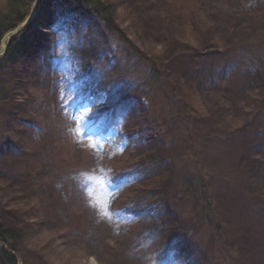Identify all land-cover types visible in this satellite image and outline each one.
<instances>
[{
    "label": "trees",
    "instance_id": "obj_1",
    "mask_svg": "<svg viewBox=\"0 0 264 264\" xmlns=\"http://www.w3.org/2000/svg\"><path fill=\"white\" fill-rule=\"evenodd\" d=\"M256 1L258 0H121L120 5L126 6V10H134L135 16L140 17L142 14L146 18L142 20L144 36L137 33L142 39L141 42L139 41L141 44L135 40L137 38L135 33L132 38L118 25L116 9L111 8L118 5L117 2L113 5L107 0L3 1V5H0V51L5 36L25 22L31 13L34 2L39 3V5L47 3V6L54 2L57 9L63 6L66 8V15L67 13L70 14L67 16H71V19L64 27L58 25L57 29L52 30L48 21L42 18L43 16L40 14L37 18L38 22L40 21L39 26L44 29L48 27L52 33L37 32L33 25H29L25 30H20L18 34L10 37L7 42V51L4 56L0 57V114H4L5 124L7 123L5 125L7 131L2 130L0 132L4 136V138L0 136V143L4 148L0 152V264H20V262L26 264L24 252L31 245L32 230L38 227L42 228L43 221H46L42 216L32 219V215L37 214L45 201L41 189H47L52 197L57 196L56 200L59 202V206L63 203L68 206L66 208L69 213L66 215L69 217L66 220L71 217L77 220H74L75 225L73 226L67 225L66 222L67 224L59 225L48 232H52L60 244H69L71 248L75 249L86 246L87 235L86 238L81 237L82 235L80 236L78 231L85 198L81 194H76L75 189H73V186L76 187L80 183L83 185L84 180L80 178L77 171L74 172V167L71 169L69 164L62 170L64 159L57 152L62 147L76 144L75 135L70 133L68 129L69 118L74 115V111L78 112L77 107L84 100L88 101H86L88 109L91 110L86 117L90 125L82 130L81 137L85 139V143L89 141L90 137L98 140L102 146L101 152H103L105 163L103 167L106 168L107 175L114 180V182L110 181L115 185L114 187L110 184L111 188L122 189L129 178L134 179L136 172L143 174L158 170L161 173L158 183L152 180L153 177L145 181H134L135 183L132 185L126 184L125 187H131L129 190H118L119 193L116 195L117 207L121 213L120 219L126 218L124 227L134 230L131 233L134 235V245L139 246L142 242L141 236L143 237L140 231L142 223L139 227L134 225V220L137 217L145 222L146 216L154 217L155 215L160 218L159 220L155 218L157 222L154 225L157 226L163 224L162 219L166 220L167 216H172L177 225L182 224L181 219L177 220V218L180 217L182 207L185 209L183 206L184 196H179L180 189H176L178 192V196H176L174 189L170 188L172 180L165 183L168 173L166 176L163 175L166 161L172 158L171 152L166 150L163 152L160 161H155L158 156L151 149V146L155 147V145L152 141H147L146 136L142 134V126L146 125V129L148 127L147 130L150 131V136L155 135L157 130L156 115L152 114V110L139 109L138 104L132 105L133 96L130 94H135L143 89L141 87L144 86L145 82L139 83L136 88L131 89L130 77L127 76V72H108L113 61L121 56L118 50H116V55L119 54L118 57L108 58L109 62L104 65L102 55L107 49L91 52L87 57V51L83 50V54L80 51V39L74 43L78 48V56H83V60L76 63L77 68H74V71L70 72L69 75L63 73L67 77L61 80L58 74L63 69V62L56 61L52 54L53 47L57 42V37L55 39L53 37L66 34L67 30L76 27L79 23L73 19L84 18L89 20L88 23L95 24L93 31L100 33L101 30H104L105 33L115 36L117 40L130 44L133 49V51L130 50V54L134 55L136 64L138 66L145 65L157 85L160 84L163 89L164 87L170 88L167 90V94L173 98L177 95L179 81L182 78L180 65L186 68L184 70L187 74L192 71L198 77L203 78L210 72L211 64L213 69H217V71L214 70L218 80V83L216 80L214 87H212L215 89L211 95L214 101V106L211 108L218 120L222 119L224 121L222 123L233 130L229 135L232 138L234 134L240 135L248 130L252 124V119L246 116L247 113H244L239 119L245 105L241 107L234 94L239 93L240 86H244L245 90L247 89L245 86L247 79H244L242 85L239 83L240 79L237 81L230 79V77L235 78L234 75L230 74L235 71L236 64H238L235 63L233 56H246V50H251L257 54L255 57L258 62H264V53L257 49L264 46V7L262 4L257 7ZM135 3L141 4V6L136 8ZM41 8L43 9V6ZM96 28L98 29L96 30ZM83 33L85 35L87 30ZM51 36L52 38H50ZM112 38L114 39V37ZM182 44L189 46L190 49L182 50ZM147 45L164 47L166 55L163 57L156 54L152 55L150 49H146ZM25 54L33 55L35 62L33 61L31 67L25 64V59H23ZM42 55L51 58L48 68L42 66L40 61ZM208 59L213 61L210 62ZM187 69L191 70L187 72ZM9 74H14V77L21 80L25 89L16 92L14 91L16 87L10 88L11 85L5 81ZM80 79H85L89 83L83 85L79 82ZM13 80L15 79L13 78ZM194 81L197 82V80ZM249 81L248 84H252V87L246 92L247 100L255 102L252 103L257 106L259 113L264 112V66L254 70L253 74H250ZM62 84L69 88L70 95L68 96L73 101L68 112L64 111V100L60 92ZM39 86H46V89L55 93V95L50 96L46 108L49 110L48 108L51 106L50 111L52 113L55 111V115L42 112V105L44 104H41L39 98H35L32 93L34 89H39ZM2 88L4 94L1 93ZM9 89L12 90L10 96H5L9 95ZM95 92L100 94L97 99L94 96ZM184 92L186 96L194 98L193 93H190L189 90ZM103 94L107 96L108 107L98 106L99 100L104 99ZM116 94H121V97H117ZM123 94H126L125 98H123ZM5 104H7L6 108L1 110V106L4 107ZM127 105L131 111L126 115L133 124L130 128L126 124L124 129H117V118L125 112L124 109ZM236 111L239 112L235 113ZM61 117L64 120L60 119ZM54 120H58L61 124L59 126L50 125L49 122ZM172 120L168 122L172 123ZM47 124L59 134L58 139L61 136L66 137L63 143L60 139L57 142L51 140L52 129L47 127ZM260 132L264 133V128ZM7 134L12 135L6 138ZM121 140L124 141L120 143ZM156 143V145L160 144L159 148H162V151L165 150L164 146L167 141L166 143L165 141L163 143L157 141ZM191 148L193 152L189 153L183 172L179 174L178 178H175L174 182L176 184L178 182L179 184H183L182 182L189 184L194 175L195 177L198 176V181L194 187L195 191L191 190L200 195L199 212L201 209L207 212L203 215L202 225L208 226L211 233L222 235L220 233L222 223L217 222L213 226L211 223L213 219L210 218L207 210V208L212 210V203L214 202L212 184L207 182L210 175L206 168H202L203 164L199 160L200 157L195 153L196 147L192 145ZM89 151L91 152V150ZM136 152L137 155H134ZM139 156H147L148 158L138 159ZM120 158L126 160L120 161ZM192 160L195 161V166L199 168L193 166ZM256 165L263 169L264 162L253 161L247 164L253 169L256 168ZM239 166L242 167L243 164L241 163ZM186 184L185 191L188 193L190 188ZM260 184V192L264 193V178L262 182L260 180ZM159 188L160 191H157ZM77 200L78 206L74 203ZM252 200L253 195L247 198L249 203H254ZM149 213L151 214L148 215ZM189 222L187 223L193 224L191 221ZM187 227L184 225V228ZM193 228L198 229L197 226H193ZM161 230L159 229L157 233ZM40 231L47 230L41 229ZM161 234L164 237L163 249L160 251L161 260L164 258L166 260L177 252V257L189 254L193 259L197 256H203L207 264L219 262L214 251L197 250L193 244H190L189 240L184 238L185 234L182 232L177 233L174 229V231H168V234ZM104 241L109 242L108 240ZM221 244L222 242L218 245ZM116 252L109 244H103L97 257L100 264H104V261L106 264H120ZM218 257H222V255L219 253ZM160 259L158 257L159 261ZM205 260L203 261L204 264ZM199 263L203 264L202 262Z\"/></svg>",
    "mask_w": 264,
    "mask_h": 264
},
{
    "label": "rangeland",
    "instance_id": "obj_2",
    "mask_svg": "<svg viewBox=\"0 0 264 264\" xmlns=\"http://www.w3.org/2000/svg\"><path fill=\"white\" fill-rule=\"evenodd\" d=\"M3 1L0 0V5H3ZM107 1L114 5V3H119L121 0ZM263 1L258 0L255 5L258 7L262 4L264 7ZM47 3L39 5V3L36 4L34 2L33 6L31 5V13L27 16L25 22L19 26L17 31H12L7 35L9 37L6 43L11 36L18 34L20 30H25L29 25H33V28L35 27L37 32L43 31L51 34L52 32L48 27L44 29L39 26L40 21L38 22L37 18L40 14H42V18L48 21L52 30L57 29L58 25L64 27L69 23L71 16H67L70 15L68 13L66 15V8L61 6L57 9L54 2H51L49 6H47ZM120 3L115 5V7H111L112 9H116L115 14L118 25L132 38L135 33L138 38H135V40L141 42L142 39L137 33L144 36L145 32L142 20L146 18L141 13L140 17L135 16L134 10H126V6L120 5ZM42 6L43 9L41 8ZM135 6L139 8L141 4L135 3ZM31 17L32 19L29 20ZM73 20L79 23L76 27L67 30L68 33L66 32V34L53 37V39L57 37V42L53 47L52 54L56 58V61L63 62V69L58 76L61 80H64L67 76L63 73L69 75L70 72L74 71V68H77L76 63L83 60V56H78V48L74 43L77 39L81 41L80 51L82 54L83 50L87 51L86 56L90 55L91 52L107 49L103 52L105 56L102 55L104 57L102 61L104 65H107L109 62L108 58L118 57L119 54L116 55V50L120 52L121 56L113 61L108 72H127V76L130 77L131 89L136 88L139 83L145 82L144 86L141 87L143 89H140L135 94H130L133 96L132 105L138 104L139 109L145 108L146 110H152V114L156 115L155 123L157 130L155 135L150 136V131L147 130L148 127L146 129V125L142 126V134L146 136L147 141H152L155 145V147L151 146L153 153L158 156L155 161H160L163 152L166 150L171 152L172 158L166 161L167 164L164 167L163 175L166 176L168 173L165 183L172 180L170 188L174 189L176 196H178L176 189H180L179 196H184L183 206L185 209L182 207L179 214L180 217L177 218V220L181 219L182 224L180 225L174 222L172 216H167L165 218L166 220L162 219L163 224L157 226L154 225L157 222L155 218L158 220L160 218L155 215L154 217L146 216L145 222L137 217L134 220V225L139 227L141 223L143 224L140 225V231L143 237L141 236L142 242L139 246L134 245V235H131L134 230L129 227H124L126 218L120 219L121 213L117 207L118 201L115 199L116 195L119 193L118 190H129L131 187H125L126 184L132 185L135 183L134 181H145L153 177L152 180L158 183L161 178V173L158 170L144 172L143 174L136 172L134 179L131 180L129 178L122 189L111 188V185L115 187L114 184L110 183V181L114 182V180L107 175V170L103 167L105 163L103 152H101L102 146L98 143V140L89 137V141L85 143V139L81 137L82 130L90 125L86 117L91 110L88 109V101L84 100L78 105V112L74 111V115L69 118L70 125L68 129L70 133L75 135L74 140L77 141L76 144L62 147L57 152L64 159L62 170L69 164L71 169L74 167V172L77 171L80 178L84 180L83 185L82 183L80 185L76 184L77 186H73V189H75L76 194H81L85 198L82 219L80 222L78 221L79 226H77L79 235H82L81 237L84 238L87 235L88 242L85 247L75 249L71 248L69 244H60L57 237L52 232H48L62 224L68 223L67 225L70 224L73 226L75 225L73 223L74 220H77L73 217L66 220L69 217L66 215L69 213V210L66 208L68 206L64 203L59 206V202L56 200L57 196L52 197L47 189H41L45 201L37 214L32 215V219L34 220L38 216H42L46 221H43L42 228L38 227L32 230L31 248L27 247L24 252L27 260L26 264H100L97 257L103 244H109L117 251L116 253L118 254L120 264H200L199 262L204 264L203 261L205 259L203 256H197L194 259L189 254L187 256L177 257V252L166 260L165 258L163 260L160 259V251L163 249L164 242V237L161 233L168 234V231H174V229L177 233H184V238L189 240L190 244H193L197 250L205 252L206 250L210 252L214 251L219 262L213 264H264V205H262L264 203H258L260 201L264 202L262 201L264 199V193L260 192V180L262 182L264 178V167L260 169L256 165V168L253 169V167L247 166L248 163L253 161L264 162V133L260 132L264 128V112L259 113L257 106L252 103L254 101L247 100L246 95V92L252 87V84H248L250 82V74H253V71L258 67L262 68L264 62H258L255 57L257 54L251 50H246V56H233L235 63L238 64H236L235 71L230 74L234 75L235 78L230 77V79L235 81L240 79L239 83L241 85L244 79H247V83L245 84L247 89L245 90L244 86H240L239 93L234 94V97L239 102L238 104L241 107L245 105L239 119H241L244 113H247L248 115L246 114V116L252 119V124L248 127V130L240 135H237V133L232 134L233 137L230 138L229 135L233 130H230L229 127L222 123V119L218 120L211 108L214 106L211 95L215 89L212 87H214V82L217 80L215 73L217 69L214 68V70L209 62L210 72L204 75L203 78L198 77L192 71L187 74L184 70L186 68L180 65L179 69L182 78L179 81L177 95L173 98L167 94V90H170V88L164 87L163 89L160 84L157 85L145 65L138 66L136 64L134 55L130 54V50L133 51L130 44L117 40L115 36L105 33L104 30H101L100 33L93 31L95 29L93 25L95 24L88 23L89 20H85L84 18ZM73 25H75V22H73ZM86 30L87 33L84 35L83 31ZM140 42L139 44H141ZM146 49H150L152 55L156 54L159 57L166 55V51L162 46L147 45ZM181 49L188 50L190 47L187 45L183 46L182 44ZM257 49L264 53V46ZM23 59H25V64L28 67L32 66L33 61L35 62L32 54H25ZM40 61L43 64H41L42 66L48 68L51 58L42 55ZM208 61L211 62L213 60L208 59ZM187 70L189 72L191 69ZM194 80H197V82ZM5 81L11 85L10 88L16 87L14 90L16 92L25 89L21 80L14 77V74H9V77ZM79 82L83 85L89 83L85 79H80ZM168 84L171 87L169 82ZM46 88V86H39V89H34L32 93L35 98H39L41 104H44L42 105V112L55 115V111V113L50 111L52 109L51 106H49V110L46 109L48 106L47 102L50 101V96L52 94L55 95V93ZM62 88L60 92L64 100V111L68 112L69 108L73 105V101L68 96L70 95L69 88L65 87L64 84H62ZM3 90L2 88L1 93ZM185 90H189L190 93L192 92L194 98L186 96ZM10 91L12 90L9 89V95L5 96H10ZM94 96L97 99L100 97V94L95 92ZM103 96V100L105 101L99 100L98 106L108 107L109 102L107 96L105 94ZM116 96L120 98L121 94H116ZM125 96L126 94H123V98ZM6 106L7 104L4 107L1 106V110L6 108ZM56 110L59 112L57 108ZM124 111L117 118V129H124L126 124L130 128L133 124L127 118V113L131 111V108L127 105ZM1 112L3 113V111ZM238 112L236 111L235 113ZM60 119L63 118L61 117ZM171 119H173L172 123L168 122ZM4 120V114H0V132L2 130L7 131L5 126L7 123L5 124ZM49 124L59 126L61 122L54 120L50 121ZM49 124H47V127L52 129V126ZM11 135L7 134L6 138H9ZM58 135L52 129L50 133L51 140L57 142L60 139L61 143H63L66 137L61 136L58 139ZM0 136L4 138L3 135L0 134ZM123 141L121 140L120 143ZM157 141H160V143L164 141L166 143L167 141L164 146V151H162V148H159L160 144L156 145ZM192 145L198 150H195V153L200 157L199 160L203 164L202 168H206L210 175L207 182L210 185L212 184L214 202L212 203V210L210 211L208 208L207 210L210 218L213 219V222L211 221L213 226L217 222L222 223L223 226L220 232L222 235L219 233H211L207 225V227L202 225L203 215L207 214V212H204L202 209L199 212L200 195L193 192L195 191L194 187L198 181V176L195 177L194 175L191 183H185L190 188L188 193L185 191L186 186L184 182H182L183 184H179V182L176 184L174 182L175 178H178L179 174L183 172L184 164L189 153L193 152ZM2 147L0 143V152L4 149ZM134 155H137V152ZM145 158L148 157H138V159ZM119 160L126 159L120 158ZM241 160L243 161L240 162ZM241 163L243 164L242 167L239 166ZM192 164L195 166L194 160H192ZM157 191H160V188ZM252 195V201L254 203H249L247 198ZM258 196L261 197L258 198ZM74 203L76 206L79 205L78 200L74 201ZM69 207L72 209L70 204ZM189 221L193 224H188L190 223ZM184 225L188 227L184 228ZM193 226H197L198 229L193 228ZM143 228L149 230L145 231ZM150 228L152 229L150 230ZM41 229H46L47 231H40ZM159 229L162 230L157 233ZM104 240H108L109 242ZM146 241H152L151 245L145 246ZM220 242L222 244L218 245ZM226 247L227 252L225 251ZM219 253L224 259L218 257ZM20 264L23 263L20 262ZM104 264H106L105 261ZM205 264H207L206 260Z\"/></svg>",
    "mask_w": 264,
    "mask_h": 264
},
{
    "label": "water",
    "instance_id": "obj_3",
    "mask_svg": "<svg viewBox=\"0 0 264 264\" xmlns=\"http://www.w3.org/2000/svg\"><path fill=\"white\" fill-rule=\"evenodd\" d=\"M17 30L18 29L14 30V32L17 31ZM6 51H7V44H5L4 41H3V43H2V50L0 52V56L1 55L3 56L6 53Z\"/></svg>",
    "mask_w": 264,
    "mask_h": 264
},
{
    "label": "clouds",
    "instance_id": "obj_4",
    "mask_svg": "<svg viewBox=\"0 0 264 264\" xmlns=\"http://www.w3.org/2000/svg\"><path fill=\"white\" fill-rule=\"evenodd\" d=\"M151 243H152V241H146V242H145V246H150Z\"/></svg>",
    "mask_w": 264,
    "mask_h": 264
},
{
    "label": "bare ground",
    "instance_id": "obj_5",
    "mask_svg": "<svg viewBox=\"0 0 264 264\" xmlns=\"http://www.w3.org/2000/svg\"><path fill=\"white\" fill-rule=\"evenodd\" d=\"M32 17H33V16H32ZM32 17H31V18H29V20H31V19H32ZM8 37H9V36H7V37H6V39L4 40V43H5V44H6V41H7Z\"/></svg>",
    "mask_w": 264,
    "mask_h": 264
}]
</instances>
